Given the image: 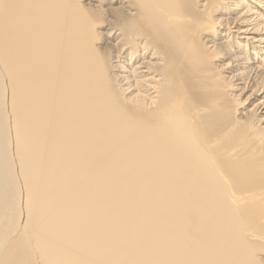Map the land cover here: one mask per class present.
Returning a JSON list of instances; mask_svg holds the SVG:
<instances>
[{
    "label": "bare ground",
    "instance_id": "6f19581e",
    "mask_svg": "<svg viewBox=\"0 0 264 264\" xmlns=\"http://www.w3.org/2000/svg\"><path fill=\"white\" fill-rule=\"evenodd\" d=\"M0 264H264V0H0Z\"/></svg>",
    "mask_w": 264,
    "mask_h": 264
}]
</instances>
